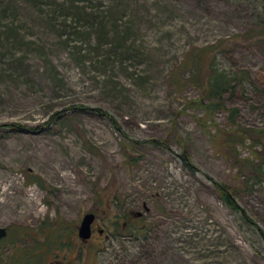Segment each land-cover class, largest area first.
Wrapping results in <instances>:
<instances>
[{
	"label": "rangeland",
	"instance_id": "rangeland-1",
	"mask_svg": "<svg viewBox=\"0 0 264 264\" xmlns=\"http://www.w3.org/2000/svg\"><path fill=\"white\" fill-rule=\"evenodd\" d=\"M260 20L250 0H0V264H264L255 227L213 184L264 232V178L233 161L258 146L219 141L235 124L264 129ZM218 39L217 65L250 80L205 117L179 81ZM87 210L105 234L84 244Z\"/></svg>",
	"mask_w": 264,
	"mask_h": 264
},
{
	"label": "trees",
	"instance_id": "trees-1",
	"mask_svg": "<svg viewBox=\"0 0 264 264\" xmlns=\"http://www.w3.org/2000/svg\"><path fill=\"white\" fill-rule=\"evenodd\" d=\"M250 1L253 3L256 2V5L262 3L264 7V0ZM254 7L256 8L255 5ZM90 14H92L91 11ZM259 24L261 28L264 27V21L260 20ZM221 42H223V40L218 39V41H212L210 44L201 46L197 50L192 51V57L184 63V65L190 64L189 69H191V72L179 81L180 83L184 82L191 84L198 89L199 95L193 100H190V102L196 105V107H200L205 117H209V115L214 110L218 109L219 107H223V100L221 98L223 92L229 91L231 88L233 89V86L237 83L242 85L243 80H250L247 72L242 69L230 71L217 65L215 47L218 44H221ZM206 56L208 57L207 63H205L203 60ZM90 109L96 110L100 114L105 115L111 120L114 126H116L118 129H122L115 117L107 110L98 106L91 107ZM227 110L229 119L233 122L235 108L228 107ZM251 130L252 129L250 128H242L239 124H235L234 129L224 130L221 133L222 139H219V141L234 146L236 143L242 144L245 139H248L250 140L249 142L251 143V146H258L251 148L250 153L246 156L239 157L240 159H238L236 155L233 157L234 163H236L237 167L239 168L237 169L238 175H242V177L245 179L250 178L253 181H258L264 178V129L254 130L252 132ZM123 135L129 138L124 131ZM130 140L133 143L141 142V140L139 141L131 138ZM149 140L153 143H160L162 145L164 144V142L159 138H150ZM179 156L185 165H190L188 155L185 152L179 153ZM213 184L218 196L227 205V207L233 211L239 212L240 216L244 220L252 223L261 240L264 242L263 230L254 223L250 216L246 214L245 209L237 202L230 188L226 184L219 181H213ZM116 224L119 225V221H117ZM119 228L123 229L122 223ZM124 228L126 229V226ZM142 228H144V223L138 226V229Z\"/></svg>",
	"mask_w": 264,
	"mask_h": 264
},
{
	"label": "flooded vegetation",
	"instance_id": "flooded-vegetation-1",
	"mask_svg": "<svg viewBox=\"0 0 264 264\" xmlns=\"http://www.w3.org/2000/svg\"><path fill=\"white\" fill-rule=\"evenodd\" d=\"M142 206L144 207V209L147 210V207H145V204L142 203ZM132 215L135 217V218H140L142 216V211H135L132 213ZM96 213H95V218L93 219V221L91 222V235L86 238V239H81L83 241L84 244H86L89 240H91V237L95 234V232H97L99 235H103L105 234L104 233V227L98 225V223L96 222ZM127 221H124L122 222V225H123V229H125V224H126ZM76 252H78V254L81 252V246L79 245L78 247H76ZM54 253V252H53ZM55 254V253H54ZM55 256H57V254H55ZM63 258H66L67 257V254H64L62 256ZM68 259V258H67ZM65 260L63 261L62 258H54L52 260H49L48 264H54V263H60V261H63V264H69L71 260Z\"/></svg>",
	"mask_w": 264,
	"mask_h": 264
},
{
	"label": "water",
	"instance_id": "water-1",
	"mask_svg": "<svg viewBox=\"0 0 264 264\" xmlns=\"http://www.w3.org/2000/svg\"><path fill=\"white\" fill-rule=\"evenodd\" d=\"M145 204V203H144ZM145 207H147L145 205ZM95 218V212L87 210L83 213L78 226H77V235L81 239H86L91 235V222ZM7 233L6 227L0 225V238L5 236Z\"/></svg>",
	"mask_w": 264,
	"mask_h": 264
}]
</instances>
